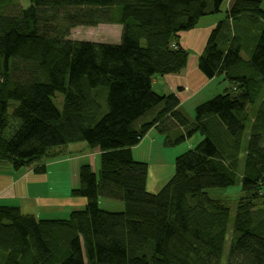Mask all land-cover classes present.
<instances>
[{"label": "trees", "instance_id": "16d2710c", "mask_svg": "<svg viewBox=\"0 0 264 264\" xmlns=\"http://www.w3.org/2000/svg\"><path fill=\"white\" fill-rule=\"evenodd\" d=\"M26 1L18 16L0 15V161L19 171L85 143L100 150V171L80 167L71 194L87 205L68 219L37 220L0 206V264H221L230 210L206 191L237 184L244 197L227 264H264L261 2L236 0L211 32L199 70L232 88L199 105L191 122L179 99L157 93L153 81L187 66L180 34L219 14L222 0ZM44 10L63 12L62 19ZM102 24L122 27L118 44L69 37L74 28ZM152 128L171 147L203 137L175 159L156 193L147 187L149 165L132 155ZM174 129L184 133L173 141ZM101 197L122 201L125 210H102Z\"/></svg>", "mask_w": 264, "mask_h": 264}, {"label": "crops", "instance_id": "0c3cea01", "mask_svg": "<svg viewBox=\"0 0 264 264\" xmlns=\"http://www.w3.org/2000/svg\"><path fill=\"white\" fill-rule=\"evenodd\" d=\"M235 1L222 0L219 14L205 16L196 28L182 32L178 41L189 54L187 66L177 74L154 79L153 88L157 93L161 95L174 94L179 99L178 110L184 111L183 107L186 104L201 97L202 102H193L191 105V108L193 107L195 110L199 105L216 96L215 92L217 91L213 92L212 96L211 93L207 94L206 90L218 78L207 79L199 70L198 63L205 52L211 32L220 21L226 18L227 12ZM259 1L264 9V0ZM230 24H233L232 20ZM104 25L115 28L117 35L114 36V39L117 41L115 44H118L121 40L122 27ZM243 57L247 58L245 55ZM160 137L158 129L152 128L142 142L132 149L135 161L149 165L147 187L152 193L158 192L172 175L171 167L155 165L157 168H153L149 163L152 144ZM58 151L61 152L59 157L46 159L35 166L19 171L14 170L10 164L0 161V206L19 207L24 215L34 216L37 220H65L73 211L85 208L87 200L73 197L71 192L80 186L78 178L80 167L84 165L92 167L87 160L91 158L100 160L101 152L99 149L89 148L85 143L70 144ZM42 167L45 168L44 173L35 172L36 168ZM61 183L64 189L61 188Z\"/></svg>", "mask_w": 264, "mask_h": 264}, {"label": "rangeland", "instance_id": "374dc122", "mask_svg": "<svg viewBox=\"0 0 264 264\" xmlns=\"http://www.w3.org/2000/svg\"><path fill=\"white\" fill-rule=\"evenodd\" d=\"M29 7H30V3L26 0H22V1L20 0H0V15L18 16L24 9H27ZM62 14L63 12L58 13V12H52L51 10H44L42 12V16L47 17L49 19H53L57 23L62 19ZM115 32L116 31L114 27H110L106 25L103 26L102 24L96 27L74 28L71 30L69 37L72 40L87 41V42H94V43L115 44L117 43V41L114 39V36L117 35L115 34ZM225 88H232V85H230L229 82L225 81L224 78L219 77L217 81L206 90V92L207 94L211 93L210 95L213 96L214 95L213 92L217 91L215 92L216 93L215 95L218 96V95L224 94ZM157 91L159 90L157 89ZM53 101L55 105L57 106V108L60 111H62L64 96L62 94H57V96L53 98ZM202 101L203 99L199 97L195 100H192L190 103L186 104L183 107L184 111L182 112L186 115V118L190 120L191 122L194 121V118H195V110L193 109V107L191 108V105L193 104V102H202ZM258 102H261V100H259ZM14 104L16 105V103ZM11 112H12V107L10 108V113ZM183 133L184 131L182 129H177V130L174 129V131L169 132V137L174 141V140H177ZM249 134H250V131H247L245 135V144L247 143L249 139ZM160 135H161L160 139L156 140L152 144V154H151V159L149 160L150 161L149 163L152 165L150 166L153 168H157L155 165L171 167L172 173H173V166L175 163V159L183 155L184 153L195 149L200 144V142L203 140V137L200 134H196L191 139H186L184 142L171 147L165 144L167 135L161 134V133ZM87 161L88 163L92 165L93 171L98 175L100 171L99 158H91V159H88ZM60 185H61V188L64 189L63 184L61 183ZM63 189H60V191H63ZM206 193L211 199L222 201L224 204L227 205V207L230 210L229 230L227 234V240L225 244L223 258L221 261V264H227L229 261V251L232 245L233 224H234L237 212H238V206H239L240 200L244 197V193L242 191L240 184H237L227 189L207 190ZM98 202H99V207L102 210L107 211V212L118 213V212H123L125 210V205L120 200H113V199L101 197L99 198Z\"/></svg>", "mask_w": 264, "mask_h": 264}]
</instances>
